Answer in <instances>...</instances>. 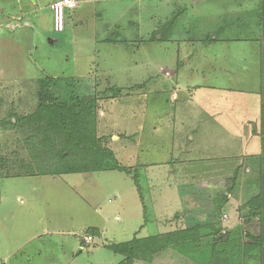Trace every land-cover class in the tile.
<instances>
[{"label": "rangeland", "instance_id": "rangeland-1", "mask_svg": "<svg viewBox=\"0 0 264 264\" xmlns=\"http://www.w3.org/2000/svg\"><path fill=\"white\" fill-rule=\"evenodd\" d=\"M56 1L0 0V264H127L107 245L150 235L161 249L134 264H212L222 244L220 258L264 264V214L247 206L264 190V0L80 2L60 33ZM48 93L88 108L124 171L40 174L56 163L34 138ZM214 171L219 191L191 176ZM216 195L233 207L208 223Z\"/></svg>", "mask_w": 264, "mask_h": 264}, {"label": "trees", "instance_id": "trees-1", "mask_svg": "<svg viewBox=\"0 0 264 264\" xmlns=\"http://www.w3.org/2000/svg\"><path fill=\"white\" fill-rule=\"evenodd\" d=\"M52 83L54 84V81ZM51 93H48V97L46 96L47 100L41 104L38 113L34 117L39 120L34 138L40 139L39 143L45 148V151L40 153V158L47 157L48 159L49 155L54 154L56 163H51L49 165L50 168H52L50 170H46V163H44L41 168L42 170H39L40 174L46 175L51 173V175L60 176L110 170L124 171L119 167V162L114 158V154L110 149L102 146L101 140L95 135V131H88V128L92 127L89 121L91 117L85 114L88 108H85L83 104L61 103ZM54 149H57V151H54ZM233 182L234 180L232 178L230 183L233 184ZM217 183L218 182H212L210 184H205V186H218L219 188ZM223 198H225V201H228L227 196H223ZM247 206L252 209L251 214L253 218H255L259 210H262L264 214V190L261 195L254 198ZM188 233L189 232H187V234ZM89 234L93 241L95 237L100 236V231L95 227L89 230ZM171 235L172 234L169 236ZM171 237L174 238V235ZM184 238L187 239V237ZM148 239L152 240L155 246L144 244L138 248L136 247V241H132L122 245H107V247L110 251L125 258L127 264H134L135 260L141 259V256L148 258V256L157 253L159 249H161L158 243L161 239L156 236H151ZM253 240L264 244V238L259 237ZM230 241L231 240L224 246L228 248L229 245L232 244ZM85 245L87 246L85 240H83L79 247L82 248ZM186 245L190 246L187 243ZM237 245L236 242L233 241L234 250L236 249V253L238 254L240 249L236 247L240 248V245ZM220 246L223 247V244L212 247L211 250L213 254H207V260L210 259L212 264H233L234 261H231L232 257H229V260L220 258L228 257L225 256L226 252H217V248L219 249ZM255 246V244L243 245V247H248L249 250L254 249ZM179 247L183 249V246ZM198 259H200L199 256Z\"/></svg>", "mask_w": 264, "mask_h": 264}, {"label": "crops", "instance_id": "crops-1", "mask_svg": "<svg viewBox=\"0 0 264 264\" xmlns=\"http://www.w3.org/2000/svg\"><path fill=\"white\" fill-rule=\"evenodd\" d=\"M36 1H39V0H36ZM97 1H99V0H82V1H80L81 3H83V2H87V3H97ZM109 1H112V0H103L102 2H109ZM113 1H115V0H113ZM50 9H51V5H50ZM51 13H52V10H51ZM132 132V131H131ZM127 133H129V132H127ZM137 133L139 134V136L141 135V133L139 132V131H137ZM130 134H132V133H130ZM133 134H136V131L133 133ZM117 138V142H119L121 139L119 138V137H112V140L114 141L115 139ZM125 149H126V147H125ZM144 166H146V165H144ZM184 166V165H183ZM87 174H92V173H87ZM185 174V173H184ZM181 175L180 176V178H179V185L178 186H176L175 188H178V192H180V190L182 189V188H187V182L188 181H186L187 180V177L185 176V175ZM211 175H217V176H219L217 173H215V171L214 172H212V173H209V172H205V175H200V174H197V175H191L193 178H199V179H201V181L203 182V185H205V184H210V183H212V182H218V181H220L219 179H216V177L214 178V177H211ZM185 178V179H184ZM202 178H203V180H202ZM206 178H211V179H213V181H211V182H209V181H207L206 182ZM191 180V179H190ZM207 189H213V190H217V191H219V190H221V189H223L224 187L222 186H219V188H218V186L217 187H212V186H210V187H206ZM178 194V193H177ZM216 196H218V195H216ZM220 196H218V197H214V198H212V211H213V214L215 215V217L217 218V220H215L214 218L212 219H210V220H208V223H218L219 221H222L223 222V219H224V216H227V213H228V211H227V209H229L228 207H229V204L231 205V208L233 207V202H232V200H230V201H224V204L222 203V204H220V202H216V200L219 198ZM228 197V196H227ZM138 199V198H137ZM180 205H182L183 206V202L182 203H180ZM215 205V206H214ZM179 209V208H178ZM182 209H183V207H182ZM187 209H185V211H186ZM192 211V209H190L189 208V210L188 211ZM102 211V214L104 215V216H107V213L106 212H103V210H101ZM173 211V210H172ZM222 211H224V215L222 214ZM184 212V211H183ZM182 212V213H183ZM197 212V211H196ZM225 212H227V213H225ZM218 215H217V214ZM230 213L231 214H233L232 213V211H230ZM172 216H173V214H171ZM171 215H169L166 211L164 212V218H165V222H168L170 219H171ZM223 215V216H222ZM163 218V217H162ZM104 219V218H103ZM113 221H115L116 223H119V222H122V223H124V222H126V220H124V218L122 217V215L121 214H114V216H113ZM107 220H108V223H109V218H106V220L104 219V222H107ZM168 225H167V223H163V224H159V222L157 223V225L155 224V227H154V232H158L159 231V229H163L164 227H167ZM161 227H163V228H161ZM96 229L98 230V231H100V236L99 237H95V239H93V240H101V239H105V240H108L109 239V237H108V232L106 231V230H104V228L102 227L101 229L99 228V227H97L96 226ZM153 232V231H152ZM156 235V234H155ZM150 236H153V235H150ZM36 237H38V236H36ZM112 237V236H111ZM110 237V238H111ZM114 238V237H113ZM85 241H86V239H84ZM108 243V242H107ZM106 243V244H107ZM79 244H80V242H79ZM77 248L79 249V251L80 250H82V248L81 247H79V246H77ZM84 249V248H83Z\"/></svg>", "mask_w": 264, "mask_h": 264}, {"label": "built area", "instance_id": "built-area-1", "mask_svg": "<svg viewBox=\"0 0 264 264\" xmlns=\"http://www.w3.org/2000/svg\"><path fill=\"white\" fill-rule=\"evenodd\" d=\"M79 3V0H57L54 4H52L51 9L53 12L55 32L60 33L65 30L66 11L77 8Z\"/></svg>", "mask_w": 264, "mask_h": 264}, {"label": "water", "instance_id": "water-1", "mask_svg": "<svg viewBox=\"0 0 264 264\" xmlns=\"http://www.w3.org/2000/svg\"><path fill=\"white\" fill-rule=\"evenodd\" d=\"M30 1L34 3L36 0H30ZM39 1H40V0H39Z\"/></svg>", "mask_w": 264, "mask_h": 264}, {"label": "clouds", "instance_id": "clouds-1", "mask_svg": "<svg viewBox=\"0 0 264 264\" xmlns=\"http://www.w3.org/2000/svg\"><path fill=\"white\" fill-rule=\"evenodd\" d=\"M66 18V17H65Z\"/></svg>", "mask_w": 264, "mask_h": 264}]
</instances>
